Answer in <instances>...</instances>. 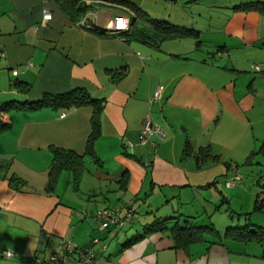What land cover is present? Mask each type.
<instances>
[{
	"label": "crops",
	"instance_id": "1",
	"mask_svg": "<svg viewBox=\"0 0 264 264\" xmlns=\"http://www.w3.org/2000/svg\"><path fill=\"white\" fill-rule=\"evenodd\" d=\"M126 1L146 17L98 4L132 18L124 39L78 27L67 0H0V105L84 89L103 106L96 159L84 156L80 179L63 171L54 189L52 149L85 152L91 107L9 113L12 126L0 133V161L10 163L0 171V264H39L64 239L87 246L93 238L100 239L99 264H264L257 243L226 239L183 250L167 230L124 246L156 219L170 218L166 227L210 221L205 225L217 228L220 204L236 189L226 188L220 166L242 161L234 153H242L245 136L247 147L264 144V11L240 7L264 0ZM46 8L52 18L44 24ZM146 19L193 29L197 37L162 38ZM18 82L30 92H19ZM158 84L163 97L152 103ZM146 118L164 132L162 140L140 143ZM11 174L24 181L19 190L10 186ZM100 209L137 216L123 229L100 230Z\"/></svg>",
	"mask_w": 264,
	"mask_h": 264
},
{
	"label": "trees",
	"instance_id": "2",
	"mask_svg": "<svg viewBox=\"0 0 264 264\" xmlns=\"http://www.w3.org/2000/svg\"><path fill=\"white\" fill-rule=\"evenodd\" d=\"M67 1H70V5H69L71 6L70 8L71 9L74 8L75 12L77 13L78 15L77 21L86 12L91 11L95 5L102 4L103 2L124 6L134 11L138 17L139 16L142 18L146 17L144 12L140 11V9H138L137 7H135L133 4H131L126 0H90L92 1V3L87 7H85V1L87 0H67ZM240 7L244 10L253 9V10L264 11V3L261 2L247 3ZM146 20L156 30L160 31L162 38H168V37L178 38V37H187V36L197 37V32L194 31L193 29L180 28L170 23L162 22L154 19H146ZM131 29L127 32H121L119 34H109L107 33L104 27L96 25L89 30H92L101 35L124 37V35L128 34L131 31ZM124 39L126 38L124 37ZM16 88L19 92H22L24 94H28L31 90L30 85L23 82H18L16 84ZM83 106H90L92 109L91 131L86 142L85 152L82 155H80L74 151L63 148L55 147L52 149L53 159L48 169V186L50 189H54L56 187L63 171H72L76 178V181H78L80 179L83 170L84 156H90L96 159L94 152V143L100 135L99 118L103 110L101 101L92 99L88 94V92L84 89H73L63 94L45 93L40 100L35 102L11 101L0 105V133H4L11 128L12 122L8 116L9 113L12 111H36L44 108H49L54 111H65V110H70L72 108H78ZM9 166L10 163H5V162L3 163L2 161H0V171L3 169L6 172ZM8 180L10 186L15 190H19L21 186H23L24 184V181L14 174H11L8 177ZM262 196H264V183L261 184V192L259 193L256 199L255 210L264 211V197ZM96 220L99 222V228H100V221L98 219ZM168 220H170V218L154 220L152 223L144 227L142 234L132 237L124 244V246L125 247L129 246L137 242L138 240L143 239L148 234L167 230L174 241V247L177 249L187 250L192 244H196L199 242L221 243L226 239L243 241L247 243L249 242L257 243L262 247H264V227L262 226L254 227L250 223H246L244 225L227 227L224 231L220 232L213 225L196 226V227H190V226L180 227L177 224H175L172 227H166V222ZM110 226H114V225H110ZM109 227L107 229H109ZM107 229H100V230H107ZM47 234L49 233H42V235H44L45 237L50 238L51 235L49 234V236H47ZM95 240H97L98 242L94 243ZM63 241H71V240L64 239L60 242V244ZM99 242H100L99 238H93L90 244H88L87 246H78L76 243L75 244L78 246V248L81 249L91 247L95 252L94 246L99 244ZM103 245H105L107 249V245L103 243L100 246L101 250ZM59 247L58 250L53 254L59 251ZM53 254H51L48 257V259ZM48 259L45 260L37 259L36 261L39 263L40 260L47 261Z\"/></svg>",
	"mask_w": 264,
	"mask_h": 264
},
{
	"label": "rangeland",
	"instance_id": "3",
	"mask_svg": "<svg viewBox=\"0 0 264 264\" xmlns=\"http://www.w3.org/2000/svg\"><path fill=\"white\" fill-rule=\"evenodd\" d=\"M92 10L98 13V24L102 27H105L114 17L112 10L100 5H95ZM226 139L227 137H222L220 139V144L226 145ZM245 139L246 136L243 138L242 144L240 145L243 150L242 153L239 154L238 150L234 153V156H241L242 161L235 164L233 161L227 160L226 163L219 168L223 175L229 177L228 180L231 178L230 176H237L240 178V182L235 185L236 189L231 192L229 191L230 193L227 195L229 201L221 203L220 211L219 213H216V226L221 232L229 226L234 227L246 223H250L254 227H264V211L255 210V202L261 192V184L264 183V149H262L264 144L261 145L262 141H259V144L254 146V143L252 142L253 148L251 145L247 147V143H243ZM221 152L226 154V151L222 150ZM64 178L65 176H63L62 187L65 185ZM224 185L226 186V184ZM235 187L230 188L226 186L228 189H233ZM223 191L225 193L227 192V190L224 189ZM222 219H227L230 224L227 226L222 225L223 223H220V220ZM208 222L198 223L197 225L209 224ZM180 224L183 225V222L181 221Z\"/></svg>",
	"mask_w": 264,
	"mask_h": 264
},
{
	"label": "built area",
	"instance_id": "4",
	"mask_svg": "<svg viewBox=\"0 0 264 264\" xmlns=\"http://www.w3.org/2000/svg\"><path fill=\"white\" fill-rule=\"evenodd\" d=\"M52 18V14L49 9H44L42 23H47ZM80 28L91 29L93 26L98 25V13L95 11L86 12L76 23ZM132 21L130 16L115 15L108 24L104 27L109 34H119L121 32H127L131 29ZM164 93V86L158 84L154 90L150 101L157 102L162 99ZM157 136L158 139L165 137L164 132L158 127L152 124L149 118L143 120L142 129L140 132V143H147L149 137ZM151 145L156 146L155 142ZM240 182L239 177H232L226 181L227 187H235ZM137 215L128 210L124 215L121 211L116 209L114 211L108 209L99 210L96 213V219L100 221V229H107L110 225L117 226L118 228L125 227L134 217ZM49 236V234H47ZM98 241L95 240L94 243ZM106 246H102V250H105ZM7 257L13 256L10 251H4ZM40 264H99V257L96 255L91 247L81 249L72 241H63L60 244L59 251L53 254L47 261H39Z\"/></svg>",
	"mask_w": 264,
	"mask_h": 264
},
{
	"label": "water",
	"instance_id": "5",
	"mask_svg": "<svg viewBox=\"0 0 264 264\" xmlns=\"http://www.w3.org/2000/svg\"><path fill=\"white\" fill-rule=\"evenodd\" d=\"M91 3H92V1H90V0L85 1V7L91 5Z\"/></svg>",
	"mask_w": 264,
	"mask_h": 264
}]
</instances>
